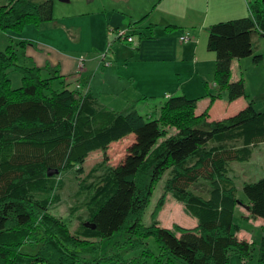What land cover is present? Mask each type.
I'll list each match as a JSON object with an SVG mask.
<instances>
[{
    "label": "trees",
    "instance_id": "obj_1",
    "mask_svg": "<svg viewBox=\"0 0 264 264\" xmlns=\"http://www.w3.org/2000/svg\"><path fill=\"white\" fill-rule=\"evenodd\" d=\"M248 8L249 16L209 27L207 49L216 59L212 99L222 92L230 100L246 95L243 77L232 80V61L262 58L255 54L254 37L264 36V0H248ZM53 11V0H7L0 4V36L50 21ZM29 44L13 42L0 51V264H231L233 254L252 256L255 242L236 235L235 211L243 203L230 163L250 161L264 143V111L250 101L234 115L210 120L207 110L196 112V98L181 94L168 97L158 112L117 113L98 107L76 74L73 88L66 77L61 89L52 88L59 65L46 64L53 74L48 78L33 60L19 64L17 50ZM11 69L21 75V86H12ZM129 138L121 158L99 177L86 219L72 231L68 220L50 211L59 197L56 177L66 165L84 164L92 151ZM166 173L165 190L185 203L196 226L143 224L155 185ZM201 183L211 186L209 197L196 190ZM243 193L250 215L264 224V175L244 182ZM151 236L158 253L147 245ZM24 244L31 252L23 251ZM119 246L124 252L116 251ZM259 252L263 261L264 237Z\"/></svg>",
    "mask_w": 264,
    "mask_h": 264
},
{
    "label": "rangeland",
    "instance_id": "obj_2",
    "mask_svg": "<svg viewBox=\"0 0 264 264\" xmlns=\"http://www.w3.org/2000/svg\"><path fill=\"white\" fill-rule=\"evenodd\" d=\"M4 2L7 0H0V4ZM53 5L52 20L39 26L28 23L21 30L8 29L0 36V51H6L13 42L32 43L33 46L18 48V63L21 65H30L31 60L42 68L48 62L59 65L60 77L51 79L52 88L61 89L65 77L74 81L77 58L85 59V76L101 66L90 83L95 102L117 113L133 106L141 113L155 111L167 99V94L185 91L196 98L199 111L207 110L212 119L234 114L250 101L256 111H264V36L261 34L254 37L255 54H261V60L255 61L251 56L234 59L232 64L233 77L244 79L246 95L230 100L228 92H222V96L212 99L211 95L217 92L214 81L216 62L215 54L207 49L205 40L208 35L204 27L206 0H53ZM167 22L178 27L176 31L172 29L175 33H169L170 39L151 38L159 35L157 31L162 30L160 28ZM186 30L198 37L199 46L207 55L200 57L203 67L195 68L193 51L181 52L179 44L183 43L179 35ZM122 32L131 34L134 42L128 43L120 36ZM103 55H106L108 64L102 63ZM9 73L12 86L19 87L21 75L13 69ZM42 74L48 78L53 76L46 68ZM83 84L86 88V80ZM74 86L73 82L69 84L70 88ZM174 132L175 129H169V134ZM130 138L111 142L106 151H92L84 164L75 168L66 165L56 177L55 194L59 197L54 200L50 211L68 220L72 231L75 232L81 220L86 219V203L102 182L99 177L121 158ZM231 167L237 195L243 203L238 204L235 211L234 221L240 224L236 235L256 244L251 257L244 259L233 254L231 264H264L259 252L264 224L250 215L243 193L244 182L256 181L264 175V144L256 152L254 150L250 161L232 162ZM167 178L166 173L155 185L143 224L150 226L153 220H157L167 228L196 226L198 219L187 212L185 203L165 190ZM196 190L209 197L211 186L201 183ZM217 196L220 198L215 192L212 198L216 200ZM163 200L165 203L154 218L158 203ZM147 245L156 253L160 251L154 236L147 239ZM120 246L116 251L122 250ZM32 248L29 244L22 246L25 252H31Z\"/></svg>",
    "mask_w": 264,
    "mask_h": 264
},
{
    "label": "crops",
    "instance_id": "obj_3",
    "mask_svg": "<svg viewBox=\"0 0 264 264\" xmlns=\"http://www.w3.org/2000/svg\"><path fill=\"white\" fill-rule=\"evenodd\" d=\"M205 12L206 13H205V18H204V22H205V26L204 27H205V29H207V31H209V27L212 24L216 23V22L223 21V20H230V19H234V18L243 17V16H249L250 15V11H249V8H248V0H206ZM169 24H172V23H168V22L165 23L160 28L162 30L157 31V33H160V34L159 35H155L154 37H151V38H154V39H156V38L170 39L169 38V33L170 32L175 33V31L178 29V27L171 28V29H165V26L166 25H169ZM172 25H176V24H172ZM157 26H159V24ZM172 29H174L175 31H172ZM169 30H171V31H169ZM186 32H190V31L186 30ZM186 32H184V33H186ZM157 33H155V34H157ZM184 33H182V34L179 35V39H180V36L183 35ZM190 34L192 35V39L189 42H186L185 43V42H182L180 40L181 43H183L181 45L179 44V46L182 49L181 52H184L185 50L188 51V49H190L191 51H193V53H191V56H193V62L195 64V68L196 67H203V63H201L200 57L201 56H203V57L205 56L206 57L207 55L204 53L203 48L201 46H199V39H198V37L195 38V36L191 32H190ZM205 40L207 42L208 35H206ZM28 46H33V45L31 43ZM75 60H76V65H77L78 59L76 58ZM215 61H216V59H215ZM233 61H232V64H233ZM53 66H55V65H53ZM100 67L101 66L99 65L97 67V69H95L92 73L88 74L89 76H85L86 75V68H87L86 65H85V68L83 70V73L80 74L81 76L80 75L78 76L80 78H83V80H86V82H87L86 86L87 87L86 88L84 87V89L85 90H89L92 93L93 97H94V93L92 91V86L90 87V83H91V80L93 79V77L99 72V69L98 68H100ZM74 75H75V73H74ZM76 77L77 76L75 75V78ZM237 79H239V78H234L233 75H232V80H237ZM66 80H67L66 82H72V80H70L69 77L68 78L66 77ZM83 80H82V83H83ZM74 81H75V79H74ZM181 94H184V95H186L189 98H193L192 95H190V93H188L187 91H185L183 93H177L176 95H181ZM166 96L168 98V97L173 96V95L172 94H167ZM96 105L98 107H100L97 103H96ZM245 106H243L242 108H244ZM132 108H135V107L133 106ZM242 108H240V109H242ZM130 109L131 108H129L128 110H130ZM159 109L160 108L156 109V111L158 112ZM128 110H126V111H128ZM126 111H124V112H126ZM154 112L155 111L149 110L147 113H142V114H151V113H154ZM196 112L198 114H200V113L203 112V110L202 111H199V107L197 105ZM237 112H235V113H237ZM234 114H231V115H234ZM231 115H228V116H231ZM221 119H223V118H221ZM210 120H220V118L219 119L218 118H216V119L210 118ZM261 144H264V143H261ZM256 149H255V152H256ZM231 165H232V163H230V166ZM232 170H233V168H232ZM257 219H259L263 223V220L261 218H257ZM263 230H264V228H263ZM263 237H264V234L261 235V238H263ZM241 239H247V238H244V236H243V237H241ZM247 241L251 242V240H248V239H247Z\"/></svg>",
    "mask_w": 264,
    "mask_h": 264
},
{
    "label": "built area",
    "instance_id": "obj_4",
    "mask_svg": "<svg viewBox=\"0 0 264 264\" xmlns=\"http://www.w3.org/2000/svg\"><path fill=\"white\" fill-rule=\"evenodd\" d=\"M120 36L122 37H125L128 41H130V42H132L133 41V37L131 36V35H126V33L125 32H122L121 34H120ZM192 39V35L190 34V32H186V33H184L183 35H181L180 36V40L182 41V42H189L190 40ZM105 58H106V55H103L102 56V62H104V63H106V64H108L109 62H107L106 60H105ZM84 66H85V59H79L78 60V63H77V66H76V69H75V74L77 75V76H79L81 73H82V71H83V69H84Z\"/></svg>",
    "mask_w": 264,
    "mask_h": 264
},
{
    "label": "water",
    "instance_id": "obj_5",
    "mask_svg": "<svg viewBox=\"0 0 264 264\" xmlns=\"http://www.w3.org/2000/svg\"><path fill=\"white\" fill-rule=\"evenodd\" d=\"M66 1H68V0H66ZM86 226H89L91 228H96L95 224H93V223L91 224L89 222L86 223Z\"/></svg>",
    "mask_w": 264,
    "mask_h": 264
}]
</instances>
